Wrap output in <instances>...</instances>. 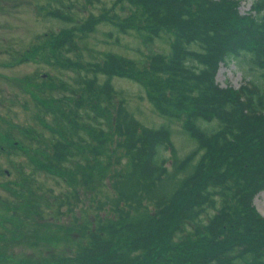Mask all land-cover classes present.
Listing matches in <instances>:
<instances>
[{
	"label": "trees",
	"instance_id": "trees-1",
	"mask_svg": "<svg viewBox=\"0 0 264 264\" xmlns=\"http://www.w3.org/2000/svg\"><path fill=\"white\" fill-rule=\"evenodd\" d=\"M240 1L115 0L79 24L38 36L18 57L75 75L72 82L48 74L21 79L48 134L18 126L17 139L0 129V153L25 151L28 176L43 172L66 189L52 191L50 201L39 194L23 202L27 211L13 209L14 220L0 218V261H9L5 248L14 240L6 238V221L15 241L35 252L18 264H264V216L253 202L264 190V0L244 13ZM119 3L123 16L113 9ZM47 14L72 22L58 9ZM103 22L135 31L145 44L165 38L168 50L69 57ZM241 57L260 78L219 85L220 64ZM114 77L139 83L194 147L180 155L167 124H142Z\"/></svg>",
	"mask_w": 264,
	"mask_h": 264
},
{
	"label": "rangeland",
	"instance_id": "rangeland-1",
	"mask_svg": "<svg viewBox=\"0 0 264 264\" xmlns=\"http://www.w3.org/2000/svg\"><path fill=\"white\" fill-rule=\"evenodd\" d=\"M115 0H0V129H9L17 137L23 138L18 126H33L37 130L48 134L37 119L34 118L35 107L29 93L22 86V78L38 74H48L52 80L67 79L72 82L74 72L57 65H51L44 59H29L19 62L17 59L26 49L37 42V37L46 33H55L62 28L79 24L89 14H100L110 8ZM254 0H241L242 13L251 9ZM58 9L71 17L72 22L64 21L47 14L49 10ZM121 16L127 13L120 3L113 7ZM113 10V11H114ZM135 31L119 33L115 27L103 22L86 36L77 40V50L68 54L72 59L89 61L100 59L106 51H112L127 57L138 58L151 52H166L168 41L164 38L155 39L151 44H145ZM16 58V60H13ZM260 71L250 67L245 57L227 60L220 64L216 81L222 87L231 85L235 88L248 84L250 80L256 82L260 78ZM47 78V77H46ZM113 84L121 89L127 98L129 110L144 125L158 126L167 124L172 133V140L178 154L183 155L194 147L193 141L185 134L180 121L168 120L159 115L148 100L144 88L137 82L123 77H114ZM14 124L10 126V124ZM201 122V125L211 129L216 125ZM3 143L0 140V144ZM168 154V152H166ZM22 168V169H20ZM28 153L15 151L9 154L7 150L0 153V218L13 219V209L21 215L27 210L23 202L39 198V194L52 199L51 192L62 193L66 186L57 179L43 172L32 177L28 176ZM41 186L40 189L37 185ZM107 187V186H106ZM35 189V190H34ZM109 189V188H108ZM40 199V198H39ZM254 205L260 214L264 215V190L254 197ZM5 203L10 204L8 208ZM86 203H88L86 201ZM14 205V207L12 206ZM7 226L6 238H13L5 248L9 261L0 264H18V259L32 256L34 249L25 243L15 241V229L10 223ZM0 224V230L3 227ZM18 231L20 229L18 228ZM1 243V242H0ZM15 260V261H14Z\"/></svg>",
	"mask_w": 264,
	"mask_h": 264
}]
</instances>
